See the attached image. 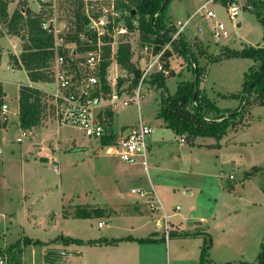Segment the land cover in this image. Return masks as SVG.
<instances>
[{"label":"rangeland","instance_id":"1","mask_svg":"<svg viewBox=\"0 0 264 264\" xmlns=\"http://www.w3.org/2000/svg\"><path fill=\"white\" fill-rule=\"evenodd\" d=\"M203 2L204 0H170L166 15L171 21L177 22L180 14L190 16L191 12ZM235 4L240 10L237 17L231 20L228 16L227 4L223 0L211 2L207 9L212 10L215 15L206 17L203 16L205 12L193 15L185 25L183 34L189 44L187 54L191 57L193 54L197 55V63L201 69L203 67L206 69L201 78L200 89L221 110H233L240 105L244 75L253 64L250 58L227 56L226 51H240L245 46L263 45L261 22L254 13L243 7L245 0H236ZM32 7V3L26 0H7L8 16H11L15 10L20 12L22 8L25 12L29 9L33 16L35 12ZM218 22L222 23L228 32L227 38L214 37L212 29ZM239 22L241 24L238 26ZM6 25V22L0 19V82L5 91L3 100H6L8 104V126L0 127V144L3 150L0 155V251H6L9 245L19 240L21 264H111L106 257L100 260L103 250L98 246L76 243L64 245L57 243L55 239L63 235L87 241V239L105 236L113 220L116 224H121L118 214L116 213L110 219V224L105 217L74 218L72 215L65 217L62 207L69 209L70 214L76 205H87V203H97L105 207L113 204L115 209H120V204L134 198L135 195L131 193V189L147 191L150 186L140 187L139 184L136 185L130 178L125 177L130 168L125 167L124 161L117 155L107 153L105 146L98 140L85 136L79 128L59 124L54 118L47 126L36 127L31 138L23 136V130L18 126L16 95L18 85L28 81L24 69H20L12 57L14 55L19 57L23 51L27 27L21 21L18 26L20 29L14 33L8 31ZM17 34L19 35L15 36ZM14 42L15 50L20 48L22 50L17 54L18 56L11 51L14 49L12 48ZM171 52L168 62L173 74L167 72L165 80L169 93L175 91L181 79L193 78L192 65L187 63L184 57L172 50ZM8 64L14 69L8 67ZM162 91L144 84L139 111L133 102L127 106L118 103L113 108L112 126L114 129H119L123 125L133 126L140 114L148 125L153 126V132L150 134L152 137L163 136L166 144H162L160 152L155 153L154 146L148 150V168L145 169L138 163L135 167L144 170L145 181L151 178L153 184L163 182L174 186L175 194L171 205L179 204L180 209L179 216L172 220L183 219L185 216L186 219L182 221L187 224L186 228L191 229L194 225H199L202 217L208 219L211 215L213 198L217 197L208 193L209 188H214L216 193H219L221 185L226 188L231 184L234 192H250L256 196L255 201L261 203L260 207H254L253 210L259 218L261 227L259 231L262 234L264 229V106L252 105L246 109L238 118L240 122L248 121L249 124L244 128L237 131L228 129L218 140L215 138L208 140L207 142L214 144L218 141V144L212 147L210 154L201 152L197 148L189 152L187 143L180 144L181 136L176 137L171 132H163L160 129L161 121L156 118V112ZM43 99L46 104L43 111L53 116L50 95L45 93ZM249 114L252 117L247 120L250 118ZM151 136L147 138L148 145ZM19 137L22 138L20 142L17 141ZM169 150L174 153L176 159L179 153H183L181 165L170 160L164 166L167 170L172 167L176 171L155 172L150 165L153 163L154 156L164 159ZM232 155L237 157L234 168L230 161ZM217 158L220 162L228 158V162L223 167H219L222 169L221 172L217 169L213 175L214 169L207 167L203 170L206 177L193 174L201 171L200 166L203 161L211 165L217 161ZM216 174L219 178H216ZM229 174H232L233 179H229ZM186 189L192 190V194L188 196L182 194L186 192ZM115 193L124 200L113 199L116 198ZM176 195L181 197L176 199ZM242 213L239 217L228 218V220L218 216L212 223L211 229L215 232L218 241L213 246L212 254L210 247L207 250V264H214L210 255L221 262L217 264H242L245 261L250 263L255 261L263 235L256 237L258 234L256 228L255 235L250 233L252 227L245 232L248 223L241 218L244 215ZM238 220L243 222L240 223ZM227 221L229 225L225 226ZM99 222H104V226L99 228ZM203 227L206 228V225ZM120 232L119 236L128 234V232ZM225 234L230 244L222 243ZM25 238L32 241L38 240L43 244L23 245L22 240ZM160 243L157 248L159 258L151 264H179L176 261L180 249L179 239L171 238L168 250L164 241ZM53 246L56 250H68L80 254L65 257L46 256V251L52 250L50 247ZM5 254L8 264H13L14 260L10 254L8 252ZM125 255H134V253L130 251ZM143 256L144 253H142Z\"/></svg>","mask_w":264,"mask_h":264},{"label":"built area","instance_id":"2","mask_svg":"<svg viewBox=\"0 0 264 264\" xmlns=\"http://www.w3.org/2000/svg\"><path fill=\"white\" fill-rule=\"evenodd\" d=\"M36 4L32 17H39V26L52 38L48 61L52 83L55 88L50 93L51 112L61 125L82 130L85 136L97 140L106 139L105 151L117 155L122 161L140 163L147 169L149 145L147 138L152 128L140 114L133 126L122 130L116 136L111 131L107 110L119 103L127 106L135 103L140 109L142 86L148 84L152 75L167 74L164 53L171 48L169 41L157 51L154 43L141 40L139 21L126 6L127 0H26ZM215 0H205L198 8L206 17H213L208 5ZM264 1V0H262ZM20 10V9H19ZM235 2H227V12L231 20L239 14ZM23 18L26 12L20 10ZM180 29L171 35L177 38ZM212 33L216 39L227 38L228 33L222 23L214 25ZM129 46V63L133 70L122 66L117 55L121 46ZM137 71L136 85L130 90ZM121 83L120 85H118ZM104 86L109 87L106 91ZM7 104L0 102L4 113ZM29 131H24L26 136ZM21 137L17 141H21ZM184 141V137H180ZM2 147L0 145V154ZM140 197L151 213L158 218L157 226L167 241L173 230L170 215L155 188L131 189ZM178 210L179 206H175ZM104 222H99L98 227ZM0 264H8L0 254Z\"/></svg>","mask_w":264,"mask_h":264},{"label":"trees","instance_id":"3","mask_svg":"<svg viewBox=\"0 0 264 264\" xmlns=\"http://www.w3.org/2000/svg\"><path fill=\"white\" fill-rule=\"evenodd\" d=\"M164 0H127L126 6L130 12L134 10L133 17H137L139 21V30L141 40L147 43H154V51H157L167 39L165 35H172L176 27L170 22L166 15V9L170 0L166 3L164 9L159 12ZM226 4L230 0H223ZM248 11L254 13L263 27V45L259 47L245 46L240 51H226L227 56H243L250 58L253 64L249 67L244 75L242 102L233 110H221L212 100H210L205 92L200 89L201 78L205 73V67L201 69L197 63V55L189 56V44L182 35H178L175 43L176 49L171 45L164 53L165 68L170 73V65L168 58L172 52L184 57L187 63L192 65V79H181L173 93H169L166 88V75L158 72L152 75L148 85L155 87L157 90H163L159 102V108L156 117L162 119L165 127L171 129L176 135L183 136L184 139L191 141L197 136H212L219 139L229 128H243L248 125V121L240 122L238 118L244 114L246 109L252 105L264 106V1L262 0H245L243 6ZM0 19L6 22L8 31L18 32L19 24L23 21L27 27L26 42L23 51L19 57H12L14 63L19 68H24L31 81L34 82H51L49 71H47L48 61L53 55L50 50L52 38L39 26V17H32L29 9L26 10V18H23L18 10H15L11 16L7 13V0H0ZM22 27V26H21ZM130 53L129 46L124 45L119 49L117 55L118 62L127 68L133 70L129 63ZM204 72V73H203ZM168 75V74H167ZM138 73L135 71L133 83L129 85L131 90L137 81ZM119 83L118 85H120ZM106 91L109 87L104 86ZM0 92V98H1ZM1 100V99H0ZM18 119L22 129H29L40 121L41 112L43 110V93L30 86H20L18 97ZM107 117L111 120L112 112H106ZM251 119L252 115L249 114ZM105 143L106 139L103 138ZM64 211V209H63ZM110 212L106 211L99 205H76L73 208L72 217L74 218H93L108 217ZM66 217V216H65ZM130 240L132 237L104 240H88L58 236L55 241L62 242L67 245L69 243L76 244H95L101 241L109 244L117 243L122 240ZM23 245H42L41 241H32L28 238L22 240ZM139 242H152L151 238L137 239ZM19 240L7 247L6 251H0V254L6 256L8 252L15 264H21V250L18 245ZM211 239L204 238L200 249V264H207L206 254L210 247ZM46 256H60L51 254L46 251ZM13 263V264H14ZM247 264V263H242ZM256 264H264V238L260 245V251L256 257Z\"/></svg>","mask_w":264,"mask_h":264},{"label":"crops","instance_id":"4","mask_svg":"<svg viewBox=\"0 0 264 264\" xmlns=\"http://www.w3.org/2000/svg\"><path fill=\"white\" fill-rule=\"evenodd\" d=\"M205 1V0H204ZM235 2L236 0H230V2ZM34 8V4L33 2H31ZM198 8H195L190 16H186V15H181L177 18V22L171 21L170 22L176 27V29H180L178 35H182L184 34V29H185V25L187 24L188 20L195 14L200 13V11H198ZM204 16V15H203ZM184 17V18H183ZM183 18V19H182ZM180 19L181 22H180ZM178 22L180 24H178ZM241 24V22H239ZM228 33V32H227ZM19 34L15 35L18 36ZM197 41V40H196ZM16 47V43L14 42L13 50L11 49V51L13 53H16V55L21 52V48L18 49L17 51L15 50ZM18 56V55H17ZM1 60V59H0ZM9 65V64H8ZM11 69H14V67L12 66H8ZM171 67V66H170ZM19 69V68H18ZM20 69H24V68H20ZM26 75L27 72L26 70H24ZM185 79V78H183ZM166 80V79H165ZM27 83L25 84H20L18 85V91H17V104H18V97H19V88L20 86H30L33 88H36L38 90H40L41 92H43L44 94H49L54 90L55 85L52 82H34L31 81L27 75ZM0 92H1V100L0 102L6 103V100H3V97L5 96V91L4 88L0 82ZM43 94V97H44ZM47 101V99H46ZM45 99H43V110L45 107ZM17 108H19V105L17 106ZM159 108V107H158ZM7 110H8V104H7V108L5 109L4 113H2L1 109H0V127H7L8 126V117H7ZM42 110L41 112V118L40 121L38 122V124H36L35 126L29 128V129H22L23 132L24 131H29V133L24 136V137H32L34 135V130L36 127H45L49 124V121L54 118L53 116H49V114H45V112ZM112 112V117L111 120L108 118V121L110 123V127H111V131L114 133L113 136H116L117 134H119L122 130H125L129 127V125H123L121 126L119 129H114L112 126V122L114 120V110H108ZM52 113V112H51ZM18 115V112H17ZM157 118V117H156ZM55 119V118H54ZM158 120L161 121V123L159 124L161 127L160 129L163 130V132H171L174 136H180V135H176L171 129L165 127V124L163 122L162 119L157 118ZM56 121V120H55ZM57 122V121H56ZM14 123V122H12ZM58 123V122H57ZM15 124V123H14ZM249 124V123H248ZM18 126L19 125V119H18ZM150 127L152 128V132H153V126L150 125ZM245 127V126H244ZM243 127V128H244ZM231 130L237 131L239 129V127H235V128H229ZM228 130V129H227ZM152 132L150 134H152ZM162 132V133H163ZM227 132V131H226ZM151 136V135H149ZM148 136V137H149ZM223 136V135H222ZM212 136H197L195 137L193 140L189 141L186 138L184 139L183 142H180V144L182 143H187L189 146V152H192V150L194 148H197L199 150H201V152H205V153H209L212 151V147H214L215 145L218 144V141L216 142V144L212 143V142H207L208 140H212ZM163 136H158V137H150V141H149V149L155 148V153L156 152H160L159 150H161L160 148H162V144H166L165 141L163 140ZM216 139V138H215ZM97 140V139H95ZM187 140V141H186ZM218 140V139H216ZM22 141V139H21ZM100 143H102V145H104L105 143L102 142V140H98ZM20 142V141H19ZM229 142V141H228ZM74 144H76L74 142ZM1 145V144H0ZM165 146V145H164ZM3 152V150H2ZM2 154V153H1ZM0 154V155H1ZM167 156H164L163 158H157V156H154L153 158V163L150 164L151 167H153V169H155V172L158 171H165L167 170L166 167L164 165H167L168 162L170 160H172L174 163H177L179 165H181V162L183 161V153H179V156L176 157L174 156V153L172 151H168L167 152ZM237 159V157L235 155L231 156L230 161L233 168L235 166V164H237V162L235 161ZM209 159H207L208 161ZM217 161L213 164L210 165L209 162H205L203 161L202 165L200 166L201 171H196L193 174L195 175H200V176H205L206 177V173L203 171L204 169H206L207 167H210L211 169H214L213 171V175L214 172L218 169L219 172L222 171V169H220L219 167H223V165L228 162V158L225 159L223 162H220V160L217 158ZM123 165L125 167H129L130 169L127 171V175L125 177L130 178V180L134 181L137 184H139V186H144V187H148V185H152L156 192L158 193L161 201L163 202L167 213L170 215L169 220L172 224L173 230L171 232V235L169 237V239L167 241L164 240L163 236L160 229H158L159 227L157 226L158 221H157V217L156 215H154L153 213H151L149 211V209L146 207V205L144 204L143 200L136 196H134V198L132 197L130 200H126L125 202H123V204H120V202H118L121 205V208L115 209L113 204L110 207H105V206H101L100 204L97 203H87V205H99L100 207H103L106 211L110 212V215L108 217V223L111 224V218L117 213L118 214V218L121 224H116L115 221L113 220L112 224L110 225V227H108V231L106 232L107 235L105 236H101L98 238H91V239H87L88 240H104V241H110L111 239H118V238H125V237H132L133 239L130 240H122L119 241L117 243H112L109 244L107 242L101 241L95 244H89V245H95L98 246V248L103 250V254L100 256L101 257V261L103 259V257H106L108 261H110L111 264H151L153 263V261L157 258H159V249L158 246L161 244L160 241H164L167 250L170 247V240L171 238H178L179 239V246L180 249L178 250V258H177V262H179V264H195V263H199L200 264V249L201 246L203 244L204 241V237H210L211 239V244H210V253L213 250V246L215 245V243L218 241L217 237L215 236V232L211 229L212 227V223L215 222L216 218L218 216H220L222 219L224 220H228V218H232V217H239L240 214L242 212L245 211L243 217H241L243 219L244 222L248 223V228L245 229L246 231H249V228L252 227L251 231H249L250 233H252L253 235H255V233L257 232L258 234L256 235V237L259 238V235H263L264 238V229L262 230V234L259 231L260 227V221L259 218H257V215L255 213V211L253 210L254 207H260L261 203L256 202L255 201V195L251 194L250 192L247 193H243V192H234L232 189V185H227L226 188L224 187V185L220 186V192L216 193L214 188H209L208 193L212 194L214 196L213 198V207L210 209L211 215L209 216L208 219L202 217L201 220L199 221V225H194L193 228H186V223L183 222V219H186L185 216L183 217V219H179V220H172L175 217L179 216V209L180 206L179 204H176L177 206H179V209L176 210L175 206L171 205V200L175 194V188L172 185H168L167 183H163V182H156V184H153L152 179L150 181H145V179L143 178L144 175V170H142V168H136V163L134 164H130L127 162H124ZM138 165H141L140 163H138ZM148 162H147V168H148ZM143 166V165H142ZM174 171L175 169H173L171 167V169H168L167 171ZM176 171V170H175ZM125 173V172H124ZM124 173L122 175H124ZM216 178H219L218 174H216ZM229 179H233L232 174H229ZM200 180L202 181V179L200 178ZM203 183V181H202ZM218 184V183H217ZM219 185V184H218ZM115 197L113 199H118V200H124V198H122L121 196H118L117 193H115ZM182 194H186L191 195L192 194V190H187L186 192H182ZM218 194V195H217ZM176 199H179L181 196L180 195H176ZM117 202V200H116ZM78 205H84V204H78ZM64 209V211H63ZM62 213L63 216H70L73 213V209L71 214L69 213V209L65 208V206L62 207ZM114 219V218H113ZM239 221V220H238ZM242 221V222H243ZM198 222V221H197ZM240 222V221H239ZM240 222V223H242ZM109 225V224H108ZM206 225V228H204L203 226ZM229 222H226L225 226H228ZM104 226V224H103ZM101 226V227H103ZM199 226V227H197ZM99 227V228H101ZM256 228V232L254 231V229ZM119 231H121L120 233H127L126 235H120L119 236ZM223 232H225L223 230ZM222 232V234H223ZM63 236V235H62ZM63 237H71V236H63ZM151 238L153 239L152 242L149 243H143V242H139L137 241V239L140 238ZM262 237V236H261ZM75 238V237H72ZM259 243V251H260V245L261 242ZM81 239V238H78ZM85 242V241H84ZM57 243H62V242H58ZM222 243L224 244H230V240L228 238V236L225 234L223 235V241ZM63 244V243H62ZM65 245V244H64ZM79 245H88L86 243L84 244H79ZM56 247H50V249H55ZM59 249V248H58ZM134 253V255H125L127 252ZM258 251V253H259ZM142 253H144V256L142 257ZM257 253V254H258ZM212 254V253H211ZM107 255V256H106ZM65 257V256H64ZM211 258V261H214V264L217 263H221L218 260H215V256L211 255L209 256ZM257 257V255H256ZM244 263L247 264H256V258L254 262H247L245 261Z\"/></svg>","mask_w":264,"mask_h":264},{"label":"water","instance_id":"5","mask_svg":"<svg viewBox=\"0 0 264 264\" xmlns=\"http://www.w3.org/2000/svg\"><path fill=\"white\" fill-rule=\"evenodd\" d=\"M168 2V0H164L163 1V4L161 5L160 9H159V12H161L166 3ZM132 14H134V10L132 11ZM240 25V23H238V26ZM167 41L170 42V44L175 47L176 49L178 48L177 44L175 43V39L170 36V35H165ZM48 253H51V254H57V255H61V256H76V255H79L80 253L78 252H74V251H68V250H56V249H52V250H49L47 251Z\"/></svg>","mask_w":264,"mask_h":264}]
</instances>
